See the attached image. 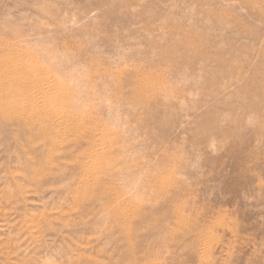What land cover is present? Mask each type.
Masks as SVG:
<instances>
[{
    "label": "rangeland",
    "instance_id": "rangeland-1",
    "mask_svg": "<svg viewBox=\"0 0 264 264\" xmlns=\"http://www.w3.org/2000/svg\"><path fill=\"white\" fill-rule=\"evenodd\" d=\"M0 264H264V0H0Z\"/></svg>",
    "mask_w": 264,
    "mask_h": 264
},
{
    "label": "bare ground",
    "instance_id": "bare-ground-1",
    "mask_svg": "<svg viewBox=\"0 0 264 264\" xmlns=\"http://www.w3.org/2000/svg\"><path fill=\"white\" fill-rule=\"evenodd\" d=\"M35 64V63H34ZM28 65H30L29 64V62H28ZM36 65V64H35ZM33 66V65H32ZM35 67V66H34ZM33 72V71H32ZM35 73V72H34ZM32 74L31 75V90H30V92H26L27 94H19V96H20V98H22L23 100H24V103H23V105H24V107H25V109H28V110H30V109H35V110H38V111H47L48 112V110L50 111V109L51 110H54V109H59V107L61 106V105H66L67 104V102L69 101V95H68V93L63 89V88H58L57 86H55V84L54 83H49V81H45V79L44 78H42L40 75H37L36 73L35 74ZM16 74V73H15ZM14 75V74H13ZM12 74H11V76H13ZM51 75V74H50ZM45 76V75H44ZM43 76V77H44ZM47 76V75H46ZM45 76V78L47 79V77ZM14 77V76H13ZM55 78H56V76H55ZM54 78V79H55ZM49 79V78H48ZM47 79V80H48ZM143 80V79H142ZM147 80V79H146ZM137 82V81H136ZM143 82V81H142ZM146 82V81H145ZM151 83H152V81H151ZM10 84V83H9ZM139 84V83H138ZM141 84V83H140ZM144 84H146V83H144ZM142 86V85H141ZM144 86V85H143ZM151 86V85H150ZM146 87V86H145ZM156 87V86H155ZM9 88H12V86L10 85L9 86ZM148 88V87H147ZM150 88V87H149ZM13 90V89H12ZM111 90V89H110ZM147 89L145 88V91H146ZM111 92V91H110ZM147 92V91H146ZM104 93V92H103ZM153 93V92H152ZM18 95V94H17ZM154 96V95H153ZM107 97H108V95H107ZM83 98V97H82ZM81 98V99H82ZM109 98V97H108ZM21 99V100H22ZM106 100V99H105ZM125 103V102H124ZM38 104H40L41 105V107H40V109L37 107V105ZM112 107V106H111ZM73 112V111H72ZM54 113V112H53ZM84 113V112H83ZM88 113V112H87ZM44 114H46V112L45 113H43V115ZM62 114V113H61ZM65 114V113H64ZM49 115V114H48ZM67 115H69V114H67ZM71 115V114H70ZM79 115V114H78ZM80 115H82L83 116V114H80ZM79 115V117L81 118V116ZM54 116V115H53ZM64 116V115H63ZM62 116V117H63ZM75 116V115H74ZM62 117H61V122H62V124H65L66 123V120H67V117H65V118H63L62 119ZM78 117V118H79ZM86 117V116H85ZM43 118H45V117H43ZM83 119H85V118H83ZM90 119V118H89ZM141 120V119H140ZM47 121H49V119H47ZM69 121V120H68ZM77 121V120H76ZM42 122H44V121H42ZM46 122V121H45ZM60 122V123H61ZM78 122V121H77ZM79 122H80V119H79ZM93 122V121H92ZM86 123V122H85ZM91 123V122H90ZM96 123V122H95ZM136 123V122H135ZM93 123H91V125H92ZM76 125H77V123H76ZM82 125V124H81ZM83 125H85L86 126V124H83ZM88 125H89V123H88ZM94 125V124H93ZM135 125V124H134ZM61 126H63V125H61ZM66 126V125H65ZM78 126V125H77ZM84 126V127H85ZM64 127V126H63ZM76 127V126H75ZM82 128V127H81ZM85 128H87V127H85ZM65 129V128H64ZM63 129V130H64ZM79 129H80V126H79ZM79 129H77V130H79ZM84 129V128H83ZM93 129V128H92ZM75 130V129H74ZM82 130V129H81ZM80 130V131H81ZM90 130V129H89ZM85 132V131H84ZM91 133V132H90ZM76 134V133H75ZM80 134V133H79ZM112 134H113V132H112ZM111 134V135H112ZM91 135V134H90ZM101 137V136H100ZM97 138V137H96ZM99 138V137H98ZM105 138V137H104ZM110 138V137H109ZM115 138V137H114ZM94 140H96V139H94ZM98 140V139H97ZM100 140V139H99ZM105 140V139H104ZM59 141V140H58ZM100 141H102V143H101V148H105V146L104 145H106L105 143H103V140H100ZM109 141V140H108ZM105 142V141H104ZM123 142V141H122ZM56 143V142H55ZM95 143V142H94ZM96 143H97V141H96ZM107 143V142H106ZM56 145V144H55ZM58 145H59V143H58ZM107 145H108V143H107ZM117 145V144H116ZM92 146H94V145H92ZM112 146V145H111ZM118 146V145H117ZM108 147V146H107ZM110 147V146H109ZM100 148V146H99V148L98 149H101ZM95 149L96 150H98L97 148H96V146H95ZM94 149V150H95ZM108 149V148H107ZM92 150V149H91ZM92 152V151H91ZM87 153V152H86ZM93 153V152H92ZM77 154V153H76ZM88 154V153H87ZM109 155V149L108 150H101V152L100 151H97V152H95L94 151V153L91 155L90 154V156H89V158L88 159H86L87 160V170H89L90 172L88 173V174H91V179L93 180L94 178L96 179V176H95V171H93V169L95 170V169H99L100 167L102 168V162H103V159H104V157L105 156H108ZM107 160V159H106ZM82 162V161H81ZM104 162H106V161H104ZM82 163H84V162H82ZM108 164V163H107ZM47 165V164H46ZM104 165V164H103ZM100 168V169H101ZM106 168V167H105ZM85 169V168H84ZM99 169V170H100ZM112 171H113V169H112ZM85 172V171H84ZM92 172V173H91ZM86 174V173H85ZM99 174H100V172H99ZM85 176V175H84ZM99 177V176H98ZM160 178V177H159ZM94 179V180H95ZM156 180H158V179H156ZM94 181H92V183H93ZM167 182H169V181H167ZM86 183L85 182H83L82 183V187L83 186H86L85 185ZM179 184V183H178ZM167 186V185H166ZM74 194V193H73ZM157 197V196H156ZM73 198V197H72ZM125 199V198H124ZM120 201V200H119ZM154 201V200H153ZM156 201V200H155ZM138 203V202H137ZM126 204V203H125ZM114 205V204H113ZM124 205V204H123ZM120 206H122V205H120ZM133 206V205H132ZM78 207V206H77ZM76 207V208H77ZM123 208V207H122ZM73 209V208H72ZM37 218V217H36ZM47 221V220H46ZM32 223V222H31ZM28 227V226H27ZM30 227H32V226H29V228ZM35 227H38V228H40L41 226H40V223L38 222V223H36L35 224V226H34V228ZM33 228V227H32ZM38 233V232H37Z\"/></svg>",
    "mask_w": 264,
    "mask_h": 264
}]
</instances>
